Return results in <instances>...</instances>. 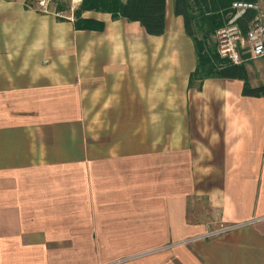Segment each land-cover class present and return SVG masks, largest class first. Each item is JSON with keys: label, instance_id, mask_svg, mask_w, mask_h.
Here are the masks:
<instances>
[{"label": "crops", "instance_id": "crops-1", "mask_svg": "<svg viewBox=\"0 0 264 264\" xmlns=\"http://www.w3.org/2000/svg\"><path fill=\"white\" fill-rule=\"evenodd\" d=\"M173 1L160 35L93 10L0 33V264H264V95L188 86Z\"/></svg>", "mask_w": 264, "mask_h": 264}, {"label": "trees", "instance_id": "trees-1", "mask_svg": "<svg viewBox=\"0 0 264 264\" xmlns=\"http://www.w3.org/2000/svg\"><path fill=\"white\" fill-rule=\"evenodd\" d=\"M234 0H174L173 11L182 15L184 30L194 45L196 64L190 72L188 86L201 84L203 79L212 76L239 78L243 80L242 93L245 95H264V83L251 85L248 79L246 60L233 63L221 56L215 40H211L216 29L230 17ZM253 1V0H250ZM62 8H58L61 10ZM86 10L110 13L112 18L124 17L138 21L149 34L160 35L166 30V0H80L73 10L74 27L77 29L102 30L104 22L83 17ZM254 14L248 11L240 20L243 31L247 21ZM61 18V17H60Z\"/></svg>", "mask_w": 264, "mask_h": 264}, {"label": "built area", "instance_id": "built-area-1", "mask_svg": "<svg viewBox=\"0 0 264 264\" xmlns=\"http://www.w3.org/2000/svg\"><path fill=\"white\" fill-rule=\"evenodd\" d=\"M228 20L214 33L218 53L233 63L264 58V0H234ZM248 11L254 14L243 31L240 20Z\"/></svg>", "mask_w": 264, "mask_h": 264}, {"label": "rangeland", "instance_id": "rangeland-1", "mask_svg": "<svg viewBox=\"0 0 264 264\" xmlns=\"http://www.w3.org/2000/svg\"><path fill=\"white\" fill-rule=\"evenodd\" d=\"M172 1L169 0V3ZM79 3L80 0H0V33L28 32V17L30 16L35 18L42 14H50L58 18L73 17V10ZM60 7L62 9L58 10ZM211 40H214V35L211 36ZM245 65L249 81L264 82V58H250L246 60ZM114 102H119V100H114ZM143 105L147 118L152 114L153 100H143ZM136 108V105L130 104V114ZM113 122L116 123V121Z\"/></svg>", "mask_w": 264, "mask_h": 264}]
</instances>
